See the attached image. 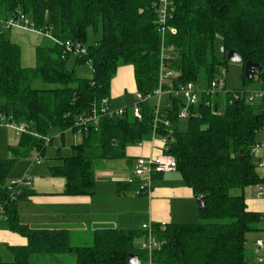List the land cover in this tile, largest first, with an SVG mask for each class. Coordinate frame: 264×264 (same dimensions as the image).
Masks as SVG:
<instances>
[{
	"label": "trees",
	"instance_id": "trees-1",
	"mask_svg": "<svg viewBox=\"0 0 264 264\" xmlns=\"http://www.w3.org/2000/svg\"><path fill=\"white\" fill-rule=\"evenodd\" d=\"M158 4L159 0H0L7 16L0 19V114L27 128L13 157L0 158V207L7 214L0 226L22 235L27 243L10 246L14 260L0 256V264H31L33 255L44 253L75 254L77 264H128L130 253L138 254L142 264L148 260L147 251L136 244L147 238V230L101 228L95 230L91 245L75 246L67 229L33 228L21 220L18 203L29 190L11 195L8 180L16 162L34 148L46 155V138L51 143L68 130H80L82 141L72 145L70 155L63 156L60 148L55 158L59 162L49 167L52 176L66 180L67 195L93 194L96 160L125 158L128 146L154 133L167 137L166 153L176 157L177 171L194 195L203 197L204 206L199 203L200 222L152 224L161 242L152 253L155 264H248L247 235L264 227V213L249 210L244 194L245 188L264 183L252 152L264 129V98H234L244 90L234 89L225 93L223 104L215 100L212 105V96L202 93L198 105L190 107V116L181 119L185 101L171 97L157 127L151 102L142 103L141 119L128 106L122 116L102 114L97 124L75 125L80 115L112 107L111 84L122 65L133 66L137 91L147 94L158 87ZM173 5L167 27L174 31L167 29L165 38L176 47V85L199 84L202 71L209 85L220 68H226L230 49L243 57V69L248 60L262 66L251 80L243 74L245 84L256 77L264 82V0H173ZM19 12L30 18L34 29L59 40L47 38L36 48L35 67L22 65L21 47L10 39V28L4 24ZM81 65L91 68L90 77L77 74ZM119 185L135 190L138 186L127 180Z\"/></svg>",
	"mask_w": 264,
	"mask_h": 264
},
{
	"label": "crops",
	"instance_id": "crops-1",
	"mask_svg": "<svg viewBox=\"0 0 264 264\" xmlns=\"http://www.w3.org/2000/svg\"><path fill=\"white\" fill-rule=\"evenodd\" d=\"M9 36L14 43H17L21 47V63L24 67L36 66V48L47 40V38H50L44 33L25 26H15L10 28ZM128 67L120 66L111 84V104L113 100V102L116 101V107H128L135 100L137 85L134 76V69L132 65ZM132 75L133 78H131ZM129 92L133 96L132 101L119 100L120 98L126 97ZM71 131L73 132V144L80 143L82 141V132L80 130ZM262 138H264V133L260 136V139L257 137L259 140H264ZM161 146L162 142L159 138H151L144 141L142 144L130 145L126 149L125 158H122L121 160H125V165L132 167L137 163L139 157H147L158 153ZM262 154L263 152L258 153L256 161ZM55 158L56 156L53 159ZM55 162L58 163L59 161L55 159ZM124 170V166L121 165L117 169V171H119V173H116L117 175L112 173L108 168L99 172V174L102 175L101 177L97 178V174L95 173L97 183L95 190L91 195L64 194L63 192L66 180L63 177H55L51 175V180L49 182H46L43 185L39 182L36 183V186L34 184L26 189L29 190L28 194L18 203L21 220L33 228L67 229L72 240L73 233L80 230L79 227L85 226V228H89L93 237L94 232L97 229L119 228L118 226L121 224L120 216H125L129 213L128 210L143 211L142 217L144 219L142 220L145 221L141 224V226L147 222L152 224L155 222L163 224L180 222L174 221V203L177 201L181 205L185 203V206L182 208L183 210L189 209L198 213L199 202L195 198L193 190L185 184L184 180L182 184L178 181H170L169 183L166 180H163V173H160L155 178L156 180L161 178V180H157V182L155 180V184L153 185L150 195L138 194L136 198H127L129 197L127 196V193L134 191L135 189L133 186L119 185V182L126 180L118 179V176H120V173ZM257 170L259 174L264 177V169L258 168ZM128 174H132V170H130ZM261 192L263 193L260 194ZM244 194L249 210L264 213V183L245 188ZM92 195L93 230L90 228L92 222L91 210L89 208H85L87 205L92 203ZM126 200L133 202L131 204L133 207H128ZM186 205L188 207H186ZM108 210H110L111 213L103 214ZM113 210L117 211V215L115 217ZM111 221L115 222L116 227L108 225ZM121 228L131 229L132 227ZM256 234H263V231H256ZM0 241L8 243L9 247L14 245H25L27 243V239L22 235L2 228L1 226ZM247 245H250L248 248V264H256L253 256L254 242L251 246L250 242L247 241ZM59 262L63 263L64 261L60 260Z\"/></svg>",
	"mask_w": 264,
	"mask_h": 264
},
{
	"label": "built area",
	"instance_id": "built-area-1",
	"mask_svg": "<svg viewBox=\"0 0 264 264\" xmlns=\"http://www.w3.org/2000/svg\"><path fill=\"white\" fill-rule=\"evenodd\" d=\"M174 5L173 0H159L158 4V14H159V22L161 23V31H162V42H161V51H160V73H159V84L158 87L154 90V92L144 94L140 91H137L135 100L130 105L132 109L133 115L139 119L142 118V108L141 105L144 102H151L153 99H157V104L154 105V113H155V124L154 127H157L160 119V111L163 108L162 99L164 96L168 97V103L166 106L170 104V98L176 97L181 98L185 101V105L179 113V118L186 119L190 116V107L196 106L201 100L202 93H208L211 96L218 95L221 93H227L226 91V83L222 78L213 79L206 88L200 90L198 84L194 82H189L186 84L176 85L174 80L177 77V72L172 67V61L175 58L176 47L173 44H168L166 42L165 33L167 29L174 31L172 27H167V21L170 16L171 11H173ZM4 24L8 28H13L15 26H25L32 28V21L30 18L24 14L23 12H19L17 17H10L7 19ZM36 30V29H34ZM38 32L43 33L40 30H36ZM46 36L50 37L54 42H59L54 36L49 33H44ZM67 50L71 48V44L69 42L66 43ZM246 95V98L249 102H254L258 99L264 98V87L259 90H243L242 92H238L234 94V98H239L242 95ZM106 102V101H105ZM210 104V102H207ZM212 105L214 103L211 102ZM127 110V107H109L108 105L103 106L99 109L95 108L91 113L78 116L75 125L82 127L88 126L89 124H97L102 114L108 116H122ZM220 111V109H219ZM220 113V112H217ZM7 126H16L17 129V140L21 134L26 132L27 128L24 124L16 123L12 121L10 118L6 117L4 114H0V123L5 121ZM165 124L169 126L170 122L165 120ZM264 130V129H263ZM159 138L162 142V146L158 153L152 154L147 157H139L137 160V168L135 169L131 178L127 181L130 183H137L138 186L136 188L137 194H147L150 195L153 188V174L155 172H170L177 170V159L174 155L166 153L167 147V137L166 136H158L157 134H153L152 139ZM50 141L49 138H46V143ZM143 143V142H142ZM139 143V144H142ZM254 156L257 158L259 152H263V154L257 160V166L259 168L264 169V141H258L252 150ZM9 190L11 191V195L14 197L19 194L23 188L31 187V182L29 179H23L20 181L11 180L8 182ZM261 192L260 194H262ZM7 218L6 210L3 206L0 207V220H4ZM264 221V217H263ZM143 230H147L148 235L147 238H144L141 241V249L147 251L148 260L147 264H155L152 260V253L155 248H158L161 245V242L157 241L152 232V223H145L142 225ZM263 237L257 238L254 242L253 248V256L254 262L256 264H264V227H263Z\"/></svg>",
	"mask_w": 264,
	"mask_h": 264
},
{
	"label": "rangeland",
	"instance_id": "rangeland-1",
	"mask_svg": "<svg viewBox=\"0 0 264 264\" xmlns=\"http://www.w3.org/2000/svg\"><path fill=\"white\" fill-rule=\"evenodd\" d=\"M6 13L4 8L0 7V19L4 20L6 19ZM218 47H220V42L218 41ZM221 56V54L219 53ZM70 64H73V57L69 60ZM122 66H130V64L122 65ZM131 68V67H128ZM76 72L80 77H90L92 75V70L88 65H81L76 67ZM244 69L242 62H231L228 61L226 64V68L221 67L220 73L218 75L219 78L224 79L226 83V91H232L234 89H244L246 91L249 90H259L262 87H264V82L261 80H258V77L255 78L252 82L245 84L243 79ZM133 78V75L132 77ZM42 82H38V85H42ZM198 87L200 90H203V88L207 87V84H205L204 81V72L202 71L200 74V83L198 84ZM201 97V96H200ZM165 99V100H164ZM121 101H132L133 96L129 92L126 97L120 98ZM215 100L220 101L222 104L225 101V93H221L218 95L212 96V103H214ZM114 101V100H113ZM112 101V107L115 108V102ZM168 97L164 96L162 99V106L165 107L167 104ZM152 104H157V99H153L151 101ZM117 104V103H116ZM6 120L0 123V158H10L13 157V148L17 147L19 145L17 140V129L16 126H7L5 124ZM264 133L263 131H260L258 134V138L260 139V136ZM21 136V135H20ZM258 141H264L259 140ZM264 139V138H262ZM73 132L71 130H68L64 136V139L61 138L59 135H56L54 137V140L50 143H47L46 148V155L40 156L38 150L36 148L31 149L30 153L26 157L20 158L15 166L14 169L10 175V178L8 180H14V181H20L23 179H29L31 182V186L36 183L41 182V185L45 184L46 182H49L51 180V174L49 166L54 165L55 159H53L55 156L58 155V150L61 148V153L63 156L70 155L71 154V145L73 142ZM124 166V171L120 173V176H118V179H126L132 177L135 169L137 168V163L134 166H127L125 165V160L121 159H101L96 160L94 165L95 173L97 174V178L101 177L102 175L99 174L102 170L105 168H108L112 173L117 175L116 173H119L117 169L119 166ZM132 170V174H128V172ZM113 175V174H112ZM163 180H166L170 183V181L175 182L178 181L182 184L183 179L178 171L173 172H163ZM155 178H153V185L155 184ZM157 180H161V178H158ZM156 180V182H157ZM117 185V184H116ZM238 191V190H237ZM236 190L233 191L234 193L237 192ZM137 192L130 191L127 193V198H136ZM92 203L90 205H87L85 208H89L92 213V222L90 228L93 230V195L91 197ZM128 207H133L131 204L133 202H130L126 200ZM183 205H181L178 201L174 203V221H180V222H200L201 218L199 217L198 213L195 211H191L189 209L183 210ZM186 207H188L186 205ZM180 209V210H178ZM129 213H127L125 216H120V226L121 227H132L131 229H142L141 224L145 221L142 217V210H128ZM111 213L110 210L107 212H104L103 214H109ZM114 217L117 215V211L113 210ZM124 214V213H122ZM112 219V218H111ZM149 223V222H147ZM107 225V224H106ZM108 225H111V227H116V224L114 221H111ZM129 225V226H126ZM132 225V226H130ZM80 230H77L73 233V237L71 240L72 245L75 246H81V245H91L93 242V234L89 230V228L79 227ZM84 228V229H83ZM263 234L257 235L256 232H251L247 235V241L250 242L251 246L253 242L257 238H262ZM142 241V240H141ZM141 241L138 240L136 242L137 247H141ZM250 245H247V248H249ZM0 256L5 261H13L15 258L14 252L9 247L8 243H5L3 241H0ZM60 260H63L64 264H76V255L71 253H62V254H35L32 256V264H63L59 262ZM143 264H147L146 261H143Z\"/></svg>",
	"mask_w": 264,
	"mask_h": 264
},
{
	"label": "water",
	"instance_id": "water-1",
	"mask_svg": "<svg viewBox=\"0 0 264 264\" xmlns=\"http://www.w3.org/2000/svg\"><path fill=\"white\" fill-rule=\"evenodd\" d=\"M224 50V48H221ZM226 59L231 62H242L243 57L236 49H230L226 53ZM262 71V66L254 60H248L245 63L244 73L248 80H251L253 76L259 74ZM195 198L200 203V207L204 206V199L201 195H196ZM128 264H142V260L136 253H130L127 259Z\"/></svg>",
	"mask_w": 264,
	"mask_h": 264
}]
</instances>
